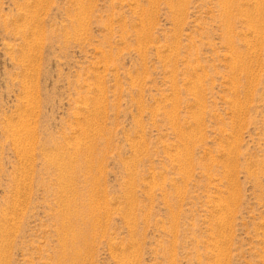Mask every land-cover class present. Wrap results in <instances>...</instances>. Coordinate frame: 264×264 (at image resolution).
<instances>
[{
  "label": "rangeland",
  "instance_id": "obj_1",
  "mask_svg": "<svg viewBox=\"0 0 264 264\" xmlns=\"http://www.w3.org/2000/svg\"><path fill=\"white\" fill-rule=\"evenodd\" d=\"M221 2L0 0V264H264V0Z\"/></svg>",
  "mask_w": 264,
  "mask_h": 264
},
{
  "label": "bare ground",
  "instance_id": "obj_2",
  "mask_svg": "<svg viewBox=\"0 0 264 264\" xmlns=\"http://www.w3.org/2000/svg\"><path fill=\"white\" fill-rule=\"evenodd\" d=\"M220 2H221V0H220ZM224 2H225V1H224ZM224 2H223V3H224ZM221 3H222V2H221ZM223 3H222V5H223ZM226 3H227V2H226ZM228 3H229V2H228ZM226 5L228 6V4H226ZM226 5H225V6H226ZM229 7H230V6H229ZM226 8H227V7H226ZM229 9H231V8H229ZM221 10H222V8H221ZM223 10H224V9H223ZM226 10H227V9H226ZM229 11H230V10H229ZM223 12H225V11H223ZM227 12H228V11H227ZM230 12H231V11H230ZM225 14H226V12H225ZM228 14H229V13H227L226 17L229 16ZM230 16H232V15H230ZM230 16H229V17H230ZM229 17H228V19H230ZM228 19H227V20H228ZM231 21H232V20H231ZM228 24H229V23H228ZM225 27H227V26H225ZM227 28H228V27H227ZM225 32H226V31H225ZM228 36H229V35H228ZM228 36H227V37H228ZM228 38H230V37H228ZM229 40H230V39H229ZM230 44H231V43H230ZM230 48H231V47H230ZM234 67H235V66H234ZM66 221H67V220H66ZM90 225H91V224H90ZM79 233H80V232H79ZM70 239H71V238H70ZM75 254H76V253H75ZM63 258H64V257H63ZM67 260H68V259H67ZM80 260H81V259H80ZM78 262H79V261H78ZM76 263H77V262H76ZM65 264H66V263H65ZM74 264H75V263H74Z\"/></svg>",
  "mask_w": 264,
  "mask_h": 264
}]
</instances>
